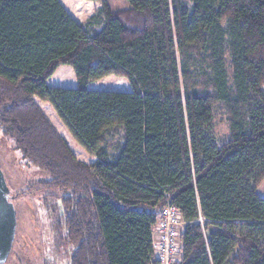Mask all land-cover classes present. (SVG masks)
Segmentation results:
<instances>
[{"label": "trees", "instance_id": "16d2710c", "mask_svg": "<svg viewBox=\"0 0 264 264\" xmlns=\"http://www.w3.org/2000/svg\"><path fill=\"white\" fill-rule=\"evenodd\" d=\"M127 1L80 23L60 0H0V128L64 192L69 264H154L168 203L187 222L178 264H264V0ZM61 65L75 88L49 86ZM110 75L131 89L89 88Z\"/></svg>", "mask_w": 264, "mask_h": 264}, {"label": "rangeland", "instance_id": "374dc122", "mask_svg": "<svg viewBox=\"0 0 264 264\" xmlns=\"http://www.w3.org/2000/svg\"><path fill=\"white\" fill-rule=\"evenodd\" d=\"M87 1L91 5L93 3L102 5L106 2L113 10L130 7L127 0ZM70 8L80 18L83 17L85 9L86 12L92 10L88 6L84 9L82 4H73ZM91 87L110 90L131 89L126 78L116 75L92 82ZM40 103L47 115L69 140L72 148L76 152H85L73 139L51 103L43 101ZM214 113L216 125L214 135L216 142L221 145L230 136L228 115L223 105H217ZM122 133V129H112L107 132L106 137L112 144L121 139ZM109 150L112 153V148L109 147ZM25 161L16 149L12 138L0 128V169L10 189L9 196L17 212L16 238L10 254L4 261L0 260V264H69L74 247L71 242L66 241L65 233L58 227V216L54 214L57 206L60 205L58 197L64 192L59 188L49 187L44 182L51 178L50 175L35 166H29ZM259 190L264 195V180Z\"/></svg>", "mask_w": 264, "mask_h": 264}, {"label": "built area", "instance_id": "2783aa9c", "mask_svg": "<svg viewBox=\"0 0 264 264\" xmlns=\"http://www.w3.org/2000/svg\"><path fill=\"white\" fill-rule=\"evenodd\" d=\"M187 222L179 208L168 203L152 228L154 264H178L182 256L183 232Z\"/></svg>", "mask_w": 264, "mask_h": 264}, {"label": "water", "instance_id": "95a60500", "mask_svg": "<svg viewBox=\"0 0 264 264\" xmlns=\"http://www.w3.org/2000/svg\"><path fill=\"white\" fill-rule=\"evenodd\" d=\"M10 189L0 169V260L4 261L12 250L16 238L17 212L8 200Z\"/></svg>", "mask_w": 264, "mask_h": 264}, {"label": "crops", "instance_id": "0c3cea01", "mask_svg": "<svg viewBox=\"0 0 264 264\" xmlns=\"http://www.w3.org/2000/svg\"><path fill=\"white\" fill-rule=\"evenodd\" d=\"M67 11L80 23L87 22L95 13L99 10L102 5H96L93 3H88L87 0H60ZM92 2H94L92 0ZM96 2V1H95ZM77 5L82 4L83 8L85 9L87 6L90 8L91 12H86L82 18L78 17L70 8V5ZM90 5V6H89ZM83 14V13H82ZM61 70V71H60ZM48 84L51 87H68V88H75L78 85L76 74L71 67H61L56 70V72L48 79ZM90 89L94 90H110V89H98L91 87V83L89 84Z\"/></svg>", "mask_w": 264, "mask_h": 264}, {"label": "flooded vegetation", "instance_id": "af4514ba", "mask_svg": "<svg viewBox=\"0 0 264 264\" xmlns=\"http://www.w3.org/2000/svg\"><path fill=\"white\" fill-rule=\"evenodd\" d=\"M8 200L12 203L11 199H10V196L8 195Z\"/></svg>", "mask_w": 264, "mask_h": 264}]
</instances>
